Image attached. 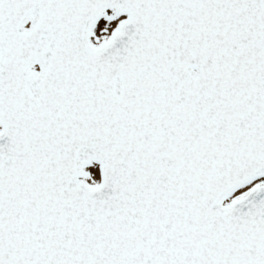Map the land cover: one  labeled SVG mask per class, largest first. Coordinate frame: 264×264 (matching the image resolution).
Instances as JSON below:
<instances>
[{"label":"snow or ice","instance_id":"obj_1","mask_svg":"<svg viewBox=\"0 0 264 264\" xmlns=\"http://www.w3.org/2000/svg\"><path fill=\"white\" fill-rule=\"evenodd\" d=\"M0 264H264V0H0Z\"/></svg>","mask_w":264,"mask_h":264}]
</instances>
